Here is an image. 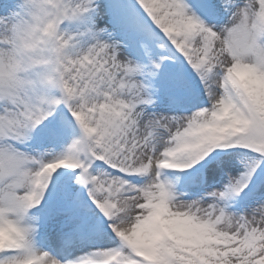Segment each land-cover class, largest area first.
Instances as JSON below:
<instances>
[{"label": "snow or ice", "instance_id": "1", "mask_svg": "<svg viewBox=\"0 0 264 264\" xmlns=\"http://www.w3.org/2000/svg\"><path fill=\"white\" fill-rule=\"evenodd\" d=\"M65 22L64 55L0 89V264H264V0Z\"/></svg>", "mask_w": 264, "mask_h": 264}, {"label": "clouds", "instance_id": "2", "mask_svg": "<svg viewBox=\"0 0 264 264\" xmlns=\"http://www.w3.org/2000/svg\"><path fill=\"white\" fill-rule=\"evenodd\" d=\"M68 0H16L19 15L9 14L0 27V89L26 93L33 73L48 62V53L64 55L62 41Z\"/></svg>", "mask_w": 264, "mask_h": 264}, {"label": "rangeland", "instance_id": "3", "mask_svg": "<svg viewBox=\"0 0 264 264\" xmlns=\"http://www.w3.org/2000/svg\"><path fill=\"white\" fill-rule=\"evenodd\" d=\"M14 6V0H0V15L7 14ZM95 21L96 27L99 28H105L107 27V17H100V18H92ZM99 20V21H98ZM89 21H84L80 26L86 27L88 25ZM63 28H70L75 27V25H71L70 22H65L64 25H62ZM57 95L59 92L57 91Z\"/></svg>", "mask_w": 264, "mask_h": 264}, {"label": "bare ground", "instance_id": "4", "mask_svg": "<svg viewBox=\"0 0 264 264\" xmlns=\"http://www.w3.org/2000/svg\"><path fill=\"white\" fill-rule=\"evenodd\" d=\"M99 21V20H98Z\"/></svg>", "mask_w": 264, "mask_h": 264}]
</instances>
